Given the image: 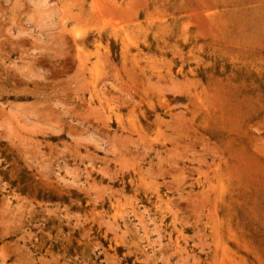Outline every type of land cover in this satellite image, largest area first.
I'll return each instance as SVG.
<instances>
[{"label": "rangeland", "instance_id": "1", "mask_svg": "<svg viewBox=\"0 0 264 264\" xmlns=\"http://www.w3.org/2000/svg\"><path fill=\"white\" fill-rule=\"evenodd\" d=\"M0 264H264V0H0Z\"/></svg>", "mask_w": 264, "mask_h": 264}, {"label": "bare ground", "instance_id": "2", "mask_svg": "<svg viewBox=\"0 0 264 264\" xmlns=\"http://www.w3.org/2000/svg\"><path fill=\"white\" fill-rule=\"evenodd\" d=\"M117 87V86H116ZM121 92V91H120ZM128 98V97H127ZM129 99V98H128ZM132 99V98H131ZM113 102V101H112ZM128 103V102H127ZM93 105V104H92ZM97 107H99V105L97 106ZM45 117V116H44ZM50 117V116H49ZM14 119V118H13ZM110 120V119H109ZM10 121V120H9ZM47 121H48V119H47ZM17 123V122H16ZM20 126H21V124H20ZM39 127L40 126H37L36 128H38L39 129ZM41 127H44V126H41ZM7 128H9V127H7ZM34 128V127H33ZM44 129V128H43ZM26 130V129H25ZM33 130V129H32ZM13 131V130H12ZM29 131V130H28ZM31 131V130H30ZM11 132V131H10ZM15 132V131H14ZM37 132V131H36ZM115 133H117L116 131H114ZM42 133H44V132H42ZM11 134V133H10ZM45 134V133H44ZM52 134V133H51ZM41 135V134H40ZM23 138H25V137H23ZM22 138V139H23ZM17 141V140H16ZM25 141V140H24ZM23 141V142H24ZM29 142H30V140H28V145H29ZM17 143V142H16ZM24 143H26V142H24ZM17 144H20L19 142L17 143ZM31 146V145H30ZM27 147H29V146H27ZM31 147H33V146H31ZM23 149V148H22ZM28 149V148H27ZM31 149V148H30ZM55 150V149H54ZM22 151V150H21ZM28 150H26V152H27ZM31 151V150H30ZM29 155V154H28ZM33 156V155H32ZM31 156V157H32ZM50 156V155H49ZM48 156V157H49ZM30 157V156H29ZM51 157V156H50ZM47 164V163H46ZM28 166V165H27ZM43 166H44V164H43ZM45 167V166H44ZM38 170V169H37ZM49 170V169H48ZM46 173V172H45ZM163 174V173H162ZM162 182V181H161ZM101 185H103V184H101ZM95 200V199H94ZM8 201V200H7ZM9 202V201H8ZM95 202V201H94ZM7 205V204H6ZM16 208H17V206H16ZM28 209H29V207H27ZM28 209H27V211H28ZM15 210V209H14ZM17 210V209H16ZM47 211V210H46ZM45 211V212H46ZM29 212V211H28ZM52 213V212H51ZM21 215V214H20ZM93 215V214H92ZM121 218V217H120ZM101 219V218H100ZM3 221H5V220H3ZM10 221V220H9ZM105 221V220H104ZM106 222V221H105ZM77 223V222H76ZM108 224V223H107ZM110 225V224H109ZM112 228V227H111ZM5 231V230H4ZM16 257V256H15Z\"/></svg>", "mask_w": 264, "mask_h": 264}]
</instances>
